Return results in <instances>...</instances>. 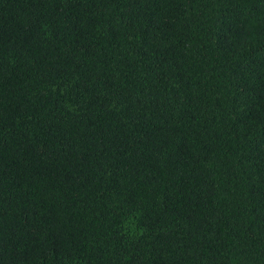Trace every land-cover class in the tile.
Wrapping results in <instances>:
<instances>
[{
    "label": "trees",
    "instance_id": "trees-1",
    "mask_svg": "<svg viewBox=\"0 0 264 264\" xmlns=\"http://www.w3.org/2000/svg\"><path fill=\"white\" fill-rule=\"evenodd\" d=\"M0 264H264V0H0Z\"/></svg>",
    "mask_w": 264,
    "mask_h": 264
}]
</instances>
